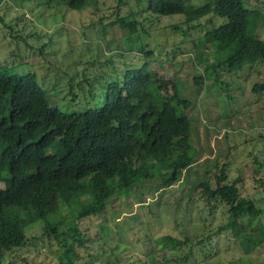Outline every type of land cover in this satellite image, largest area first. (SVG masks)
<instances>
[{"label": "trees", "instance_id": "trees-1", "mask_svg": "<svg viewBox=\"0 0 264 264\" xmlns=\"http://www.w3.org/2000/svg\"><path fill=\"white\" fill-rule=\"evenodd\" d=\"M132 1L147 19L181 17L170 26L175 38L169 45L149 46L145 25L131 9L125 12L128 15L121 14L129 0H117L110 15L103 14L98 22L102 26L110 19L109 26L121 31L134 27L123 39L127 52L117 54L120 64L101 72L97 66L90 69V62L71 60V73L66 65L61 75L47 82L31 57L44 58L51 39L42 42L44 36L29 28L23 17L7 24L0 16V27L27 52L16 47L0 62V264H34L19 252L38 242L51 248L55 264H120L115 257L91 251L92 238L81 231L79 222L101 214L106 201L143 180L158 177L159 189L170 188L199 153L192 130L201 120L191 113L199 108L182 92L176 58L186 54L199 70L191 79L197 88L203 90L212 79L219 93L211 97L218 105V95L226 98L234 89L220 80V72L235 76V88L243 95L250 72L261 75L264 39L258 29L264 27V7L260 2L247 8L248 0ZM18 3L19 7L30 4L33 10L53 4L73 12L98 7V0ZM131 47L138 63L125 60ZM257 79L250 84L256 96L264 94V78ZM226 167L215 166L186 197V214L194 208L205 231L159 236L155 243L159 251L137 256L132 264L194 263L195 250L205 254L212 234L221 232L230 233L244 255L260 257L264 208L244 192L242 178L228 180ZM258 182L264 190V182ZM181 200L175 199L176 207ZM216 214L224 215V221L209 227L208 218L213 220ZM35 227L39 233L31 235ZM145 237L155 242L151 233ZM80 249L86 256L81 263L76 261Z\"/></svg>", "mask_w": 264, "mask_h": 264}, {"label": "rangeland", "instance_id": "rangeland-1", "mask_svg": "<svg viewBox=\"0 0 264 264\" xmlns=\"http://www.w3.org/2000/svg\"><path fill=\"white\" fill-rule=\"evenodd\" d=\"M116 1L98 0L97 8L86 7L80 12H73L64 6L54 4L42 5L33 10V6L27 3L19 7L18 0H2L0 16L4 17L7 24L14 23L15 18L23 17L29 21V28L44 36L42 42H46L47 38L51 39L44 58L31 57L39 63L38 75L46 77L44 82H47L54 80L56 74L61 75L66 65L71 66V60L80 64L90 62L91 68L90 63L89 66L86 65L88 68L93 69L92 66H97L101 72L108 69L111 64L115 66L120 64L121 59L117 54L127 52V44L123 39L126 34L134 31V27L130 26L121 31L117 27L109 26L110 19L103 20L102 26L98 22L103 14L106 17L110 15ZM193 2L198 3L197 0ZM258 4L263 9L264 0H248L245 6L254 8ZM129 9L135 14V19L142 22L149 32L146 39L149 46L155 48V45H169L175 38L170 26L181 21L180 16L147 19L145 14L140 13L142 7L136 6L132 0H129L127 6L121 10V14L128 15L125 12L127 13ZM8 33V30L0 27V62L8 59L16 47L19 51L27 53L23 45L11 38ZM258 34L264 39L263 26L258 29ZM61 53L69 54L61 56ZM138 58L132 48L125 60L138 63ZM176 61L179 63L175 66L176 77L180 80L182 92L196 105L195 107L199 108L198 111L196 108L191 111L193 119L201 120L194 124L192 130L193 144L199 153L170 188L159 189L158 177L143 180L134 189L119 193L118 196L106 201L101 214L84 217L79 222L81 231L92 238L91 251L115 257L120 264H132L137 256L145 257L146 252H158L159 248L155 243L159 236L168 234L180 237L182 232L191 235L193 232L205 231L199 223L196 210L192 208L189 214H186L187 206L185 209L184 207L187 195L199 182L207 179L215 166L226 164L228 180L242 178L244 192L251 196L258 207L264 208V190L258 182L259 179L264 182V94L256 96L250 91L251 83L258 80L257 78H264L261 76L264 67L258 68L261 75H256L254 71L250 72L248 78L250 82L245 84L244 95L235 88L237 81L235 76L220 72V80L230 84L234 89L228 92L230 96L226 98L218 95L217 99L220 101L218 105L214 104L211 97L212 94L215 96L219 93L212 79L207 81L209 84L207 87L199 89L191 81L193 76L199 74L191 60L183 54L177 57ZM152 66L158 68L157 64ZM83 67L85 66L78 65L80 69ZM70 68L71 73L72 66ZM162 68L167 69L164 66ZM223 99L226 102L225 107ZM175 199H182L180 207H176ZM141 201L144 202L141 204L139 203ZM224 219L225 216L222 214H216L213 220L208 218L209 227L221 225ZM260 222L264 223V218H261ZM38 233L39 229L36 227L30 232L31 235ZM147 233L156 238L155 242H150L145 237ZM36 245L22 249L19 252L20 257H27L34 264L56 263L51 248L41 246L40 242ZM185 251L186 248L182 252ZM205 251V254L201 252L200 254L199 249L195 250L194 255L197 259L189 264H251L256 260H258L256 263L264 264V248L259 258L244 255L234 238L227 232L212 234L210 245ZM79 253L80 259L76 261L81 263L86 256L82 249Z\"/></svg>", "mask_w": 264, "mask_h": 264}]
</instances>
